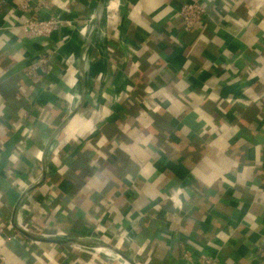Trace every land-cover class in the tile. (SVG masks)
<instances>
[{
    "label": "crops",
    "instance_id": "0c3cea01",
    "mask_svg": "<svg viewBox=\"0 0 264 264\" xmlns=\"http://www.w3.org/2000/svg\"><path fill=\"white\" fill-rule=\"evenodd\" d=\"M25 1L0 0V264H126L17 225L138 264H184V245L264 264V0H48L64 24L35 39ZM188 2L207 9L190 31Z\"/></svg>",
    "mask_w": 264,
    "mask_h": 264
},
{
    "label": "built area",
    "instance_id": "2783aa9c",
    "mask_svg": "<svg viewBox=\"0 0 264 264\" xmlns=\"http://www.w3.org/2000/svg\"><path fill=\"white\" fill-rule=\"evenodd\" d=\"M48 8V0H36L33 6L28 1L22 3L21 9L23 11L27 13L33 10L38 11L36 15H28L23 19L24 33L28 38H51L54 32L61 29L64 22L59 17L52 16L44 18L38 15L40 11L47 10ZM179 14L183 18L184 29L190 31L196 27L202 26L203 19L207 14V9L199 2H188L183 4ZM55 52L54 48L49 49L48 52L43 53L33 64L23 66L21 74L33 81L43 79L52 69V53ZM171 199L174 198L171 197ZM16 238V235L10 237V239ZM259 253L264 256V247L260 249ZM180 258L184 264H218V258L216 256H211L206 253L195 255L193 249H191L189 245L182 246Z\"/></svg>",
    "mask_w": 264,
    "mask_h": 264
},
{
    "label": "water",
    "instance_id": "95a60500",
    "mask_svg": "<svg viewBox=\"0 0 264 264\" xmlns=\"http://www.w3.org/2000/svg\"><path fill=\"white\" fill-rule=\"evenodd\" d=\"M104 6V1L101 0L100 2V9H99V13L101 11V8ZM99 13L98 15L94 14L92 17V20L95 21V19L99 18ZM97 25L93 23V27L92 30L90 32V37L91 34L94 33V31L96 30ZM89 37V38H90ZM90 46V43L87 42L82 50V53L80 55V59L81 61H83V63H85L86 59V54L88 51V48ZM76 111L71 112L68 117L66 118L65 121H68L69 119L72 118V116L75 114ZM64 124V123H63ZM33 188H29L24 192V196H26V194H28ZM18 206V205H17ZM17 229L20 230L24 235H26L27 237L33 239V240H37V241H48V242H54V243H64V244H69V245H76V246H82V247H86V248H94L96 250H98V248L102 249L100 251H102L103 253H107L109 255H113L114 257L124 261V263L126 262L127 264H138L133 258H131L129 255H127L126 253H124L123 251H121L120 249H118L117 247H114L113 245H111L109 242L106 241H97V242H93V241H87L85 239H79V238H69V237H59L57 235L53 236V235H37L35 233H32L31 231H29L28 229H25L24 227L18 226L17 225ZM117 255V256H115Z\"/></svg>",
    "mask_w": 264,
    "mask_h": 264
},
{
    "label": "bare ground",
    "instance_id": "6f19581e",
    "mask_svg": "<svg viewBox=\"0 0 264 264\" xmlns=\"http://www.w3.org/2000/svg\"><path fill=\"white\" fill-rule=\"evenodd\" d=\"M94 4V3H93ZM96 4V3H95ZM93 12L92 13H90V20H91V18L93 17ZM108 18H110V12H109V10H108V15H107V19ZM104 27L102 26V28H101V30H100V33H99V35H98V37H101V36H103L104 35ZM89 53V52H88ZM88 53L86 54V63H87V60H88ZM85 63V75L87 74V64ZM98 250L100 251V250H102V249H100V248H98ZM117 256V255H116ZM118 257V256H117ZM126 263V262H125ZM127 264V263H126Z\"/></svg>",
    "mask_w": 264,
    "mask_h": 264
},
{
    "label": "rangeland",
    "instance_id": "374dc122",
    "mask_svg": "<svg viewBox=\"0 0 264 264\" xmlns=\"http://www.w3.org/2000/svg\"><path fill=\"white\" fill-rule=\"evenodd\" d=\"M110 6L113 7L112 3H110ZM90 17H91V16H89V19H90ZM54 50L57 52L59 49H58V47H57V48H55ZM56 52H55V55H56ZM52 54H53V53H52ZM53 55H54V54H53ZM69 61H71V60H69ZM69 69H70V68H69ZM117 99H118V98H117ZM115 256H116V255H115ZM211 256H213V255H211ZM217 263L220 264V260H219V258H218Z\"/></svg>",
    "mask_w": 264,
    "mask_h": 264
}]
</instances>
